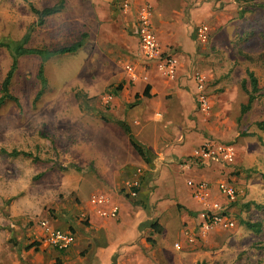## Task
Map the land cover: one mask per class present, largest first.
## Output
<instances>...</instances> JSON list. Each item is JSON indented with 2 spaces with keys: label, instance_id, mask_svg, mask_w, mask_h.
Wrapping results in <instances>:
<instances>
[{
  "label": "rangeland",
  "instance_id": "obj_1",
  "mask_svg": "<svg viewBox=\"0 0 264 264\" xmlns=\"http://www.w3.org/2000/svg\"><path fill=\"white\" fill-rule=\"evenodd\" d=\"M59 1L29 0L39 10L55 6ZM79 2L66 0L61 13L47 18L45 25L39 26V18L31 11L29 3L0 0V42L15 46L30 34L27 48L53 51L69 47L87 35L83 48L76 54L56 56L46 62L47 88L38 102L35 99L41 90L38 72L42 60L35 55L19 59L11 93L19 99L20 106L7 102L0 109V217L6 205L31 200L40 203L42 210L28 216L26 223L29 229H38L42 220H48L55 228L72 229L77 239L88 238L94 232L91 200L103 196L109 200V206L121 207L120 202H124L128 220L157 222L162 230L158 237L151 228L149 235L146 233L141 239L132 240L129 246L136 249V253L122 254L126 259L115 254L111 264H264V130L257 126L264 122V0H206L215 11L222 10L227 3L236 4L246 22L239 23L238 28L243 30L255 26L257 36L250 45L240 48V60L232 62L235 64L229 70L214 78V85L206 80L211 110L208 113L197 110L204 115L205 125L195 132L203 134L204 131L209 137L206 143L232 147L235 156L233 162L215 161L218 167L210 168L218 169L215 172L219 174L208 182L210 197L203 202L193 196L190 181H186V190L181 193L184 202H181L171 198L166 184L161 187L156 183L158 177L148 182L144 170L116 175L114 180L111 177L101 179L93 165L85 166L78 162L83 151L94 155V151L105 148L104 143L94 141L91 133L99 123H110L115 119L110 115L118 95L115 89L119 84L123 85L117 82L111 87H108L109 83L105 86L108 74H103L101 82L96 77L93 52L97 38L92 39L95 34L89 28L92 26L89 21L92 10L79 6ZM134 2L111 1L108 14L114 21H107L109 24L105 28L108 45L113 43L111 46L115 47L113 41L116 38L124 39L127 29L120 23L124 20L121 16ZM200 25L209 27V40L216 38V33L211 35L209 23ZM206 45L215 56L219 54L215 46ZM136 55L141 56L140 51ZM133 59L134 56L126 59L125 65L128 62L135 64ZM12 60V52L0 48V92ZM248 71L258 78L261 92L252 110L239 121L241 106L248 101L243 80L248 81L246 87L251 91ZM213 87L215 90H210ZM223 94L230 107L218 111L219 101L214 108V97L218 99ZM105 127L108 130L103 129L104 132L114 133V130H109L113 129L112 126ZM14 150L32 156L12 158L6 154ZM189 159L180 161L179 166L189 164ZM190 166L206 168L196 164ZM124 178L129 181L138 179L139 184H128ZM226 182L237 191L235 201H228L219 190V185ZM133 187L138 189L137 197L130 195ZM216 204L219 208L213 213L223 219L217 224L207 210L214 209ZM104 219L114 221L116 226L122 223V215L118 221ZM227 222H232L233 226H226ZM16 224L18 230L24 231L22 224ZM248 224H257V230L250 229ZM14 230L10 225L0 223V264H19L18 260L21 264H27L26 260L30 264H64L75 245L63 253L38 246L29 248L38 243L39 238L35 236L24 243L10 240L8 250L3 251V241L9 235L7 232L12 233L10 237L13 239ZM97 239L99 244L106 241L103 233ZM21 245L31 254V260L20 256L16 248ZM73 254L76 259L83 260L88 251L80 250Z\"/></svg>",
  "mask_w": 264,
  "mask_h": 264
},
{
  "label": "crops",
  "instance_id": "obj_2",
  "mask_svg": "<svg viewBox=\"0 0 264 264\" xmlns=\"http://www.w3.org/2000/svg\"><path fill=\"white\" fill-rule=\"evenodd\" d=\"M111 1L80 0L79 2V6L86 10H92V17L89 18L92 26L89 28L95 34L92 39L97 38L95 43L97 47L93 52L96 77L100 81L103 74H108L109 80L105 82V86L109 83L108 87H111L113 84L121 82L123 88L115 97L113 109L110 111V115L115 119L110 123H99L91 133L94 134V141L96 139L98 143H104L105 148L94 151V155L88 154L87 150L83 151L78 162L85 166L93 165L101 179L111 177L114 180L116 175H127L132 170H138L141 173L144 170L148 182L158 177L156 183L161 187L162 184H166L172 199L184 202L181 193L186 190V181L208 183L219 174V172H215L218 169H210L212 166L218 167V162H214L206 168L179 166L180 161L194 156L209 138L204 131L203 134L195 132L205 125L204 115L197 111L199 109L196 79L202 77L207 81L210 80L211 85H214V78L220 77L223 72L229 70L236 63V60H240L238 55L240 48L250 45L254 41L257 29L255 26L251 28L248 26L243 30L238 28L239 23L246 24V22L243 20L241 9L234 3H227L222 10L215 11L206 0H135L131 8H128L126 13L124 12V15L121 16L124 17V20L120 23L127 29L123 34L124 39L116 38L117 40L113 41L115 44L113 47L111 46L113 43L108 45L107 35H105L106 25L114 21L108 14L111 10ZM144 5L151 8L152 20L162 49L171 51L177 60L178 66L174 75H170L162 67L161 62H149L142 56L136 55L140 51V47L134 30ZM119 17L116 18L119 19ZM203 22L211 25V35L216 33V38L213 37L210 40L209 37L207 40L198 38L195 31ZM114 35L117 36L118 33L115 32ZM206 44L215 46L219 50V54L215 56ZM205 47H207V51ZM132 56H134L132 61L136 63L128 62L127 65L134 68V74L137 76L135 81H131V76L125 68L127 66L125 65L126 59H130ZM135 56L138 57L137 60ZM147 87H150V97L144 96ZM210 90L214 91L215 89L213 87ZM137 95L140 96V103L132 108L131 105L136 102ZM226 99L224 94L218 99L214 97L213 107L217 106V100L219 101L218 111L227 106L230 107ZM234 104L236 105V101ZM121 123H125L131 128L135 141L139 145L150 149L158 156L152 164H146L137 153ZM105 126H112L113 129L109 130H114V133L104 132L108 130L105 129ZM124 179L128 181V184H139L138 179L130 181L128 178ZM185 202L193 207L191 203ZM120 203L121 212L118 218L120 220L122 215L120 226H116L114 221L100 217L97 208L91 203L93 206L91 222L94 223V232L91 237H79L76 240L74 248L67 255L64 264H111L115 254H121V259H126V257H122V254L127 256L136 253V249L129 245L132 240L141 239L146 233L149 235L152 222L142 223L143 220L138 221L135 218L128 220L126 217L127 208L124 206V202ZM41 207L40 203L31 200L15 202L11 206L6 205L3 215L0 217V223L4 226L10 225L15 230L13 239L10 237L12 233L7 232L9 235L3 241V251L8 250L10 240L24 243L35 236L39 238L38 247L50 249L40 242L44 235L41 227L32 230L27 224L28 216L39 213L42 210ZM17 222L23 225L24 231L18 230ZM65 230L74 232L72 229ZM100 233H103L106 238L104 244L98 242L97 237ZM158 236L160 235L155 234V237ZM16 249L20 251L21 257L31 260V254L23 245ZM9 250L11 253L12 250ZM80 250L88 251L83 260L76 259L73 254ZM18 262L21 264V261L18 260ZM26 262L30 264V261L26 260Z\"/></svg>",
  "mask_w": 264,
  "mask_h": 264
},
{
  "label": "built area",
  "instance_id": "obj_3",
  "mask_svg": "<svg viewBox=\"0 0 264 264\" xmlns=\"http://www.w3.org/2000/svg\"><path fill=\"white\" fill-rule=\"evenodd\" d=\"M209 31L210 29L208 26L200 25L197 30L198 38L201 40H207L209 37ZM134 35L138 37L140 54L146 61L161 62L162 67L167 70L170 75H174L176 73L178 66L177 60L171 51H165L162 49L157 33L153 26L151 8L148 5H145L140 13L139 20L135 25ZM125 68L131 76V81H135L137 76L134 74V68L131 65H127ZM196 82L198 86V109L201 112L208 113L211 110V105L210 98L207 93V82L202 77H197ZM234 156L235 151L232 147L222 146L220 144L216 145V143L208 142L204 144L194 156L190 157V162L188 161L189 164H186L185 166L188 167L198 163L209 166L213 161L233 162ZM189 186L193 196L199 201L203 202L204 200L209 199V183L191 181ZM219 190L228 201L232 202L236 200L237 191L230 183H221L219 185ZM130 195L132 197H137V193L134 191H132ZM91 203L97 208V212L100 217L118 220L120 216V209L115 205L109 206V200L107 198L103 196H96L91 200ZM218 208V204L214 206V209L207 208L209 212L208 214H212L216 224L223 221L220 216H217L213 213L214 210H218ZM228 225L233 226V223L227 222L226 226ZM40 227L44 232L43 238L40 240V242L46 248L62 252L69 250L76 243L77 237L71 230L55 228L48 220H42L40 222Z\"/></svg>",
  "mask_w": 264,
  "mask_h": 264
},
{
  "label": "trees",
  "instance_id": "obj_4",
  "mask_svg": "<svg viewBox=\"0 0 264 264\" xmlns=\"http://www.w3.org/2000/svg\"><path fill=\"white\" fill-rule=\"evenodd\" d=\"M24 1L29 3L31 11L35 15L38 16L39 26H44L47 18H50L54 15L61 13L66 7V0H60L59 3H57L55 6L46 7L43 10L37 9L31 2H29V0H24ZM86 37H87V35L84 34L82 36V39L80 41L74 43L73 45H71L69 47H64V48H61L58 50H53V51L46 50V49L27 48L26 45H28V43H29L30 34L26 35L24 37L23 41L19 44H16L15 46H12L8 43L0 42V48H5L8 51L12 52V58H13L10 70L8 71L6 78L4 79V81L2 83L1 92H0V95H1L0 96V109L7 102H14L18 106H20L19 99L11 93V86L13 84V80L15 78V75L18 71L19 59L21 57L35 55V56H38L39 58H41V60H42V63L40 65L39 72H38V79L41 83V90L39 91V93L37 94L36 99H35V102H38V100H40V98L43 96L45 89L47 88V79L45 76V64H46V62L49 61L50 59H52L53 57H56V56L76 54L79 50H81L83 48V46L85 44L84 38L86 39ZM248 77H249L250 83H251V91H248V89L246 87L248 81L246 79L243 80L242 86H243L244 91L247 92V94H248V101L246 104L241 106V113H240L241 115L239 117V121H241L242 118L252 110L255 101L258 99V94L261 92V89L259 86V81H258V78L255 76V74L251 71H248ZM122 88H123L122 85L118 86L115 89V94L117 95L118 92L122 90ZM149 91H150V87H147L146 91L144 93L145 97H150ZM139 103H140V96L137 95L136 102L133 103L131 105V107L133 108V107L137 106ZM121 126L125 129L132 146L137 151V153L141 156V158L144 160V162L148 165L152 164L154 162V160L156 159V155L153 153V151H151L150 149L142 147L141 145H139L135 141V137L132 134L130 127L127 124L121 123ZM257 126L260 129L264 130V122L259 123ZM6 154L12 158H17L19 156H25V157H31L32 156L30 153L21 152L18 150H14V151H12L10 153H6ZM198 164H199V166H203V167L208 166V165H204L202 163H198ZM198 164H196V165H198ZM133 191L134 192L138 191L137 187H133ZM129 196L130 195H128V197ZM150 226H151L152 230L155 232L154 234L157 233L156 235H158V234L162 233L161 227H159V224L157 222L151 223ZM248 227L250 229L256 231L258 228V225L257 224H248ZM37 245H39V244L35 243L34 245H31L29 248H31L32 246H37ZM62 252H66V251H62Z\"/></svg>",
  "mask_w": 264,
  "mask_h": 264
}]
</instances>
